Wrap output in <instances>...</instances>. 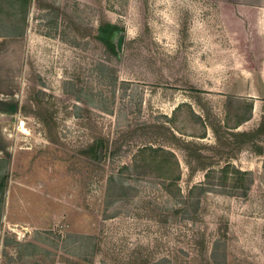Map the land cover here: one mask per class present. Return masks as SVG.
I'll use <instances>...</instances> for the list:
<instances>
[{
	"label": "rangeland",
	"instance_id": "1",
	"mask_svg": "<svg viewBox=\"0 0 264 264\" xmlns=\"http://www.w3.org/2000/svg\"><path fill=\"white\" fill-rule=\"evenodd\" d=\"M29 14L0 23L26 33L21 69L9 71L15 85L0 92V264H145L146 253L151 264H264V134L256 146L230 134L264 121V11L215 0H32ZM103 24L119 27L117 53ZM16 40L0 39L6 62ZM213 123L233 145L221 157L204 152L215 169L230 162L246 173L245 194H189L205 171L188 180L172 135L216 145ZM99 139L97 160L86 151ZM146 145L173 152V172L148 163ZM187 200L194 220L172 213Z\"/></svg>",
	"mask_w": 264,
	"mask_h": 264
},
{
	"label": "trees",
	"instance_id": "2",
	"mask_svg": "<svg viewBox=\"0 0 264 264\" xmlns=\"http://www.w3.org/2000/svg\"><path fill=\"white\" fill-rule=\"evenodd\" d=\"M102 32L104 33L101 37L104 42L106 43L107 47L111 50L112 53H117V46L114 42V37L116 36L119 27L114 24H108L106 26L105 24L101 27ZM245 120H248L247 118ZM213 131L216 135L217 144L216 145H206L201 143H196L194 141H186L185 139L178 138L175 134L172 135V140L174 143L181 148H183L186 152V162L188 165V174L189 178L188 180L191 181V178L194 177V175L199 171L203 170L205 171V180L200 181L197 184H194L190 190L189 194H193L195 191H198V194H207L209 192H215L216 190L223 191L225 193L229 192V189H235V188H243L245 190L244 194L246 193L247 187L244 184L243 175L246 173L238 168H236L232 163L228 162L224 166L215 169V164L219 161H215L214 158L211 157V155H207V153L204 152L205 148H211L214 151V154L220 155V157L225 153L226 145H233L236 143H245V142H253L254 144L257 143L256 138L264 134V121L261 123L260 127H258L255 130L252 131H239V132H231V136L233 137L232 140H228L227 134L223 131V127L219 126L217 123L212 124ZM229 134V135H230ZM104 146L103 140H97L94 142L90 148L88 149V152L91 156H94L95 159H99L98 151L100 147ZM256 146V144H255ZM150 152L148 155V163L151 162L153 164H160L162 165V169L164 166L166 167L165 170H167L169 173L173 172L174 168V162L172 159V156H174V153L168 149H165L163 147H153L152 145H146L143 148L139 149V154L145 156L147 152ZM264 153V147L263 145H260L257 147V154L261 155ZM148 154V153H147ZM143 156V157H144ZM179 166V165H178ZM233 176L230 178L229 176ZM173 179L168 183L165 184V189L169 192H172V189H170V185H174L173 182L178 181L181 178L180 172H174L172 174ZM217 177V178H216ZM229 177V178H228ZM167 178H170V176H167ZM216 178V180H215ZM229 179V181H228ZM7 176H3L0 180V201H2V194L5 191ZM113 182V180H111ZM229 182V183H228ZM231 186L230 188L228 187ZM218 188H217V187ZM183 202V203H181ZM186 203H190L189 200L187 201H179V204H181V207H178L175 209L172 213H180V211H185L184 205ZM192 205V204H191ZM183 207V208H182ZM172 213H169L166 215L165 221H168L169 215ZM189 216L187 211L184 212ZM193 215L187 217L188 219L194 220L195 217H192ZM163 221V219H162ZM148 247L145 249V251H142L141 253H145L147 251ZM144 256V255H143ZM147 257V253L145 254ZM143 257L145 264H151L150 261Z\"/></svg>",
	"mask_w": 264,
	"mask_h": 264
},
{
	"label": "crops",
	"instance_id": "3",
	"mask_svg": "<svg viewBox=\"0 0 264 264\" xmlns=\"http://www.w3.org/2000/svg\"><path fill=\"white\" fill-rule=\"evenodd\" d=\"M221 4H233L236 7L244 8H256L260 11H264V0H215ZM32 0H0V23H9L11 22H25L28 21L29 13L31 11ZM262 18V17H261ZM258 19L259 20H261ZM7 25V24H6ZM6 25L0 24V39L15 38L17 39L13 44L14 51H12L13 59L12 62H6L3 58H0V70L2 73V78L0 81V92L5 90H10V85L14 86L15 83L9 77V71L11 69L18 68L21 69L22 63L20 59V54L24 51V42L22 39L25 38L26 33L24 32H6L8 27ZM21 39V40H20ZM20 42V43H19ZM19 54V55H18ZM3 59V60H2ZM19 64V66H18ZM1 100V99H0Z\"/></svg>",
	"mask_w": 264,
	"mask_h": 264
},
{
	"label": "water",
	"instance_id": "4",
	"mask_svg": "<svg viewBox=\"0 0 264 264\" xmlns=\"http://www.w3.org/2000/svg\"><path fill=\"white\" fill-rule=\"evenodd\" d=\"M99 158L101 159L102 158V151L100 150L99 152Z\"/></svg>",
	"mask_w": 264,
	"mask_h": 264
},
{
	"label": "bare ground",
	"instance_id": "5",
	"mask_svg": "<svg viewBox=\"0 0 264 264\" xmlns=\"http://www.w3.org/2000/svg\"><path fill=\"white\" fill-rule=\"evenodd\" d=\"M23 123H24V122H23ZM23 123H22V126H21V127L25 130V127H24V124H23ZM23 129H22V130H23ZM26 131H27V130H26Z\"/></svg>",
	"mask_w": 264,
	"mask_h": 264
}]
</instances>
